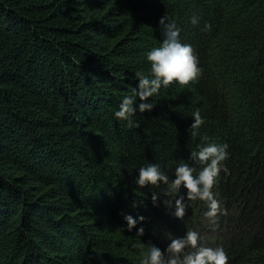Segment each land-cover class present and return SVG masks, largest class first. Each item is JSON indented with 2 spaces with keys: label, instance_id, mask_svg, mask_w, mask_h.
Returning a JSON list of instances; mask_svg holds the SVG:
<instances>
[{
  "label": "trees",
  "instance_id": "16d2710c",
  "mask_svg": "<svg viewBox=\"0 0 264 264\" xmlns=\"http://www.w3.org/2000/svg\"><path fill=\"white\" fill-rule=\"evenodd\" d=\"M162 17L203 73L162 88L128 128L114 112L149 74ZM196 111L205 122L193 137ZM203 137L229 146L212 190L221 237L204 246L264 264V0H0V264H140L134 244L165 249L190 211L176 218L167 186L139 188L138 169L198 173ZM129 214L145 217L141 241Z\"/></svg>",
  "mask_w": 264,
  "mask_h": 264
},
{
  "label": "clouds",
  "instance_id": "9594fccd",
  "mask_svg": "<svg viewBox=\"0 0 264 264\" xmlns=\"http://www.w3.org/2000/svg\"><path fill=\"white\" fill-rule=\"evenodd\" d=\"M191 22L196 25L199 20L193 16ZM159 28L163 36L162 43L146 53L150 64L149 74L137 73V86L131 95L121 99L118 110L114 112V117L126 121L128 128L139 126L134 120L137 112H151L154 109L155 100L151 99L149 102V99L159 95L162 88L173 82L189 85L196 82L203 73L198 55L192 45L181 41V30L175 22H168L162 17ZM210 28L211 25H205V30ZM192 117L194 122L190 130L191 135L195 137L205 121L199 111L194 112ZM202 140L198 151L191 153L192 160L203 165L198 173L194 167L181 162L175 168L174 178L170 180L158 164L148 163L138 169L139 174L134 181L139 188L148 186L159 188L161 184L166 185L165 195L173 199H164L163 204L168 209H174L172 214L180 220L184 219L189 207L185 202V196L179 195L182 187L187 190V201L201 200L207 203L208 211L205 215L208 218H217L219 214H223L221 204L212 190L221 170H227L223 162L229 157V146L226 143L211 142L207 137H203ZM151 199L153 206L158 207L160 194L153 192ZM124 219L128 231L136 229V237L141 241L140 237L144 236L145 229L142 226L137 228V224L143 222L145 217L134 218L129 214L125 215ZM145 245V243L133 245L134 248L140 249V264H229V257L223 247L204 246L202 237L194 230H188L183 237L171 238V242L163 250L155 244H148L145 250Z\"/></svg>",
  "mask_w": 264,
  "mask_h": 264
},
{
  "label": "rangeland",
  "instance_id": "374dc122",
  "mask_svg": "<svg viewBox=\"0 0 264 264\" xmlns=\"http://www.w3.org/2000/svg\"><path fill=\"white\" fill-rule=\"evenodd\" d=\"M215 197H217V194H215ZM189 202L191 205H189ZM189 202H187V204L189 205V207L187 208V211H190V215H189L190 218L188 221L183 220V224L181 221L179 228L181 230H184L185 232H187L188 230L197 231L202 237L203 244L206 241L205 239H207V237L220 238L221 236H220L219 231H220L221 226L218 225V222L215 221L217 220V218H208L205 215L207 211L205 207H203V205H200L201 203L199 200L189 201ZM211 221L214 222V225L212 226V228L211 229L207 228L208 230L203 232V229L205 228V226L208 227Z\"/></svg>",
  "mask_w": 264,
  "mask_h": 264
}]
</instances>
